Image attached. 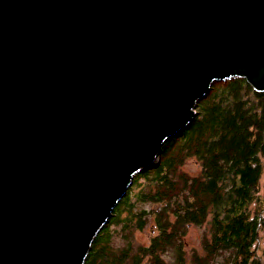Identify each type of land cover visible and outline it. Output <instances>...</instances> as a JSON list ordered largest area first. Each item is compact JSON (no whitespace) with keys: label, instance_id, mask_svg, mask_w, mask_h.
Returning <instances> with one entry per match:
<instances>
[{"label":"water","instance_id":"obj_1","mask_svg":"<svg viewBox=\"0 0 264 264\" xmlns=\"http://www.w3.org/2000/svg\"><path fill=\"white\" fill-rule=\"evenodd\" d=\"M234 77L264 92V0H0V264H83Z\"/></svg>","mask_w":264,"mask_h":264},{"label":"trees","instance_id":"obj_2","mask_svg":"<svg viewBox=\"0 0 264 264\" xmlns=\"http://www.w3.org/2000/svg\"><path fill=\"white\" fill-rule=\"evenodd\" d=\"M189 161L196 174L183 169ZM150 220L148 244H134V232ZM190 225L205 233L188 254ZM262 232L264 92L234 77L213 83L190 124L161 146L157 163L134 176L83 264H165L168 253L169 264H264Z\"/></svg>","mask_w":264,"mask_h":264},{"label":"rangeland","instance_id":"obj_3","mask_svg":"<svg viewBox=\"0 0 264 264\" xmlns=\"http://www.w3.org/2000/svg\"><path fill=\"white\" fill-rule=\"evenodd\" d=\"M157 161L158 160H156L154 164H156ZM183 169L190 174H196L198 171V168L191 161L187 162ZM144 207L146 209H150L152 205L147 204V205H144ZM117 229H118V226H117ZM204 233H205V226L190 225L187 228L185 235L183 237V241L186 243L185 248L188 254L192 249L199 248L200 241ZM152 235H153V228H152V221L150 220L142 230H138L134 232L133 234L134 244L147 245ZM258 245H259V252H261V250L264 248V232L260 234V240H259ZM164 261H165V264H169L171 262L170 253L165 255ZM263 262H264V259H263Z\"/></svg>","mask_w":264,"mask_h":264}]
</instances>
